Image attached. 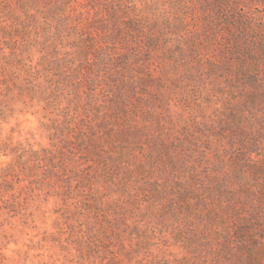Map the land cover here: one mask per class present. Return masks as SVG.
<instances>
[{
  "label": "rangeland",
  "instance_id": "rangeland-1",
  "mask_svg": "<svg viewBox=\"0 0 264 264\" xmlns=\"http://www.w3.org/2000/svg\"><path fill=\"white\" fill-rule=\"evenodd\" d=\"M5 25L0 264L247 263L264 236V74L251 84L208 45L187 59L159 50L121 105L56 70L54 58L75 55L71 29L55 56L42 37L6 39Z\"/></svg>",
  "mask_w": 264,
  "mask_h": 264
},
{
  "label": "trees",
  "instance_id": "trees-1",
  "mask_svg": "<svg viewBox=\"0 0 264 264\" xmlns=\"http://www.w3.org/2000/svg\"><path fill=\"white\" fill-rule=\"evenodd\" d=\"M83 1L88 4L85 8ZM263 6L264 0H198L197 3L171 0L169 8L148 2L140 6L135 0H0V22L6 23L3 28L8 34L6 39L18 36L25 46L29 41L41 44L42 37L46 50H52L55 56L60 55L59 40L71 29L76 35L73 36L75 55L58 61L54 58L51 62L56 70L72 71V85L87 83L92 92L99 87L105 93L111 91L124 105L128 92L135 93L139 84L146 86L142 62L159 50L165 55L178 54L187 59L208 45L216 48L228 65H235L240 77L259 86L264 74V14L260 10ZM79 7L88 9L87 12L92 10L93 17L88 18L89 12L82 19L85 13ZM189 15L201 16V23L195 25L189 21L192 19ZM101 76L107 79L102 80L105 87L98 85ZM78 91L75 94L79 96L78 105L88 109L93 96L82 103ZM55 93L64 95V90ZM66 119L77 124L74 115ZM99 127L106 129L104 121ZM78 135V141L83 143V134ZM261 239L264 236H256L246 264H260L258 257L264 253Z\"/></svg>",
  "mask_w": 264,
  "mask_h": 264
}]
</instances>
